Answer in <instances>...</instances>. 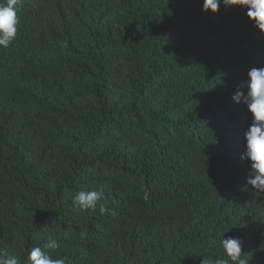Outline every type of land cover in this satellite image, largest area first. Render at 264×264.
<instances>
[{"label": "trees", "instance_id": "16d2710c", "mask_svg": "<svg viewBox=\"0 0 264 264\" xmlns=\"http://www.w3.org/2000/svg\"><path fill=\"white\" fill-rule=\"evenodd\" d=\"M203 0H19L0 47V251L67 264H200L239 237L264 264V193L232 96L264 67L246 8ZM103 189L101 214L72 201Z\"/></svg>", "mask_w": 264, "mask_h": 264}, {"label": "clouds", "instance_id": "9594fccd", "mask_svg": "<svg viewBox=\"0 0 264 264\" xmlns=\"http://www.w3.org/2000/svg\"><path fill=\"white\" fill-rule=\"evenodd\" d=\"M19 0H0V47H9L17 34L19 16L17 4ZM221 2L225 7L246 8L247 17L254 22L261 32H264V0H203L202 11L218 12ZM244 91L233 94L236 103H244L252 120L244 132L245 146L241 159L249 164V174L246 183L253 190L264 193V67H253L247 72V80L243 84ZM103 189L79 190L72 195L73 203L83 210H96L104 214L108 211L103 203ZM220 245L226 259L202 257L200 264H248L242 253L243 241L239 237H227L220 240ZM54 240L45 243L43 247L35 246L28 252L30 264H67L64 257L53 258L45 249L56 248ZM0 264H22L19 257L0 251Z\"/></svg>", "mask_w": 264, "mask_h": 264}]
</instances>
